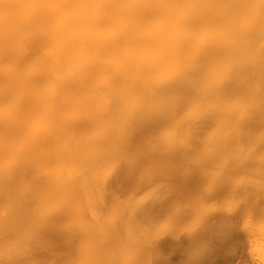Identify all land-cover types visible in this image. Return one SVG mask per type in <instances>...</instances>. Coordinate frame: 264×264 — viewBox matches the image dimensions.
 I'll list each match as a JSON object with an SVG mask.
<instances>
[{"label":"bare ground","instance_id":"obj_1","mask_svg":"<svg viewBox=\"0 0 264 264\" xmlns=\"http://www.w3.org/2000/svg\"><path fill=\"white\" fill-rule=\"evenodd\" d=\"M0 264H264V0H0Z\"/></svg>","mask_w":264,"mask_h":264}]
</instances>
